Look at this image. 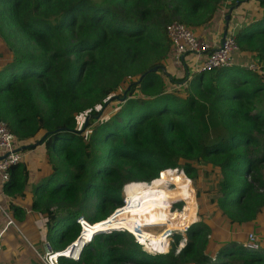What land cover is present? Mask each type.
I'll use <instances>...</instances> for the list:
<instances>
[{
    "label": "trees",
    "instance_id": "1",
    "mask_svg": "<svg viewBox=\"0 0 264 264\" xmlns=\"http://www.w3.org/2000/svg\"><path fill=\"white\" fill-rule=\"evenodd\" d=\"M228 1L0 0V121L21 142L48 134L42 145L53 172L34 187L32 210L46 215L55 252L75 242L76 256L87 244L79 261L60 257L59 264H92L96 256L98 264H175L163 256L172 233L182 231L168 223L183 205L172 202L189 200L183 222L197 220L192 182L184 174L215 175L207 205L220 206L231 223H251L263 212L264 68L224 67L191 79L162 71V24H206ZM246 1L251 0H234L230 8ZM257 1L264 7V0ZM236 39L239 51L255 53L264 63V19L238 31ZM167 80L186 83L184 91L166 89ZM128 81L120 110L100 122L97 107L110 98L121 101L124 96L114 95ZM84 113L91 116L89 134L78 131ZM36 142L23 152L36 149ZM161 174L177 180L175 186L166 188ZM29 179L24 163L13 166L5 194L25 199ZM139 181L148 183H132ZM80 192L84 201L97 200L98 215L89 219L92 224L80 220L83 236L77 242L76 216L58 219L53 207L74 204ZM10 209L16 218L25 216L13 203ZM152 220L166 222L160 238L154 236L158 242L147 238ZM205 224L189 228L192 241L180 259L193 255ZM115 229L125 232L92 239L96 231ZM132 236L163 255L126 251L122 244ZM200 264H264V246L254 251L234 242L218 251L217 260L204 256Z\"/></svg>",
    "mask_w": 264,
    "mask_h": 264
},
{
    "label": "rangeland",
    "instance_id": "2",
    "mask_svg": "<svg viewBox=\"0 0 264 264\" xmlns=\"http://www.w3.org/2000/svg\"><path fill=\"white\" fill-rule=\"evenodd\" d=\"M234 0H229L228 2H225L226 7L230 9V5ZM237 1V0H235ZM253 1V0H251ZM251 1H246V2H251ZM256 1V0H255ZM244 3V2H243ZM251 6H246V10L252 12H262V10H257L254 11V6H256L255 2ZM240 5H237V7ZM258 7V6H257ZM261 16V15H260ZM175 22V21H172ZM166 23L162 24L164 25V29H166L167 25L172 23ZM168 38V37H167ZM166 38V40L163 42V45L166 47V50L161 53V56L164 57L162 60V66H166L167 61L166 59L169 56V51L167 50V45L169 40ZM3 40L0 38V45L3 44ZM172 48V46H171ZM238 54L241 53V51L237 52ZM194 60L188 59L187 63L189 65L188 69L189 72L193 73V67L191 65V62ZM169 68V67H168ZM174 70L173 66L168 69V72L172 73ZM164 72V71H163ZM178 75V72L177 74ZM179 76L180 79L185 77L186 75L180 74ZM177 78V76H176ZM133 81L137 80V78L132 79ZM130 80V81H132ZM130 81L128 83L124 84L121 86L120 90L114 95L117 99L119 96H124L121 101H113L111 98L108 99L107 101L104 102L103 106H98L97 111L100 112V115L98 116V120L100 122H105L109 118H111L117 111L120 110L122 103L127 99V96L124 95L125 91L129 88ZM186 83H183V85H179L176 89L180 92L184 91ZM166 89L168 90H174L175 87H171L170 85L166 86ZM137 97L141 96V94H136ZM184 95V93H183ZM262 99H264V93L262 94ZM257 107H261V104L259 103V100L256 102ZM90 116L87 115V113H84L78 118V131L81 133H86L89 134L91 132V129L88 128L87 122L89 120ZM43 134L38 135L34 140H29L25 141L23 146H31L33 145L34 141H39L41 140ZM18 143H21V141L18 139ZM36 142V143H37ZM40 156L43 158V163L44 167H46L47 163V173L44 174V177H48L52 174V168L50 164L48 163V157L46 154L39 155L38 158L40 159ZM37 158V157H36ZM41 158V159H42ZM34 163H37L36 161H33ZM46 162V163H45ZM42 171V170H41ZM184 174V173H180ZM191 182V188H193V193L191 192L192 196V201L195 202L193 204V210L195 211V216L197 218L196 223L193 225H196L197 223L204 222L206 223L205 225L208 226L207 232L204 235H201L199 238H197L194 242L195 248H194V253L190 257L182 258L180 259V252L183 250L185 245L189 242L192 241V239L188 235V230L191 226L186 227L184 231H176L172 233L170 238L168 239V247H166L163 251L166 252L163 254H157L156 252H153L150 248H146L145 246H141L137 239L132 236V238H126L125 241L122 244V247L128 251V250H133V251H145L151 255H163V256H170L172 257V260L175 262V264H200V261L203 259L204 256H212V260L215 259L217 260V253L218 251L223 248L225 245L232 244L234 242H239L240 244L242 242H246L249 238L250 235H254L255 238L257 239V242L259 243V246H264V210L263 212L258 215L251 223H231V221L227 218H225L223 211L220 206L218 205H213V206H208L207 203L210 200V194L212 191H214V187L217 184V181L215 180V175H209L205 176L201 171H198V174L193 175V176H187L184 174ZM162 177V174L159 176V178ZM158 178V179H159ZM157 179H154L152 181H155ZM152 181H150L152 183ZM134 183H148L144 181H139V182H132ZM130 183V184H132ZM166 183V182H165ZM129 185V184H128ZM168 186V184H165ZM189 185V188H190ZM32 194H33V189H32ZM123 195L125 196V193L123 192ZM196 197V198H195ZM197 201V203H196ZM177 203H182L183 202H177ZM97 205V200L95 199H90L88 201H84V193L80 192L78 194L77 201L72 204V205H56L53 207V211L56 213L58 219H63L68 216L75 215L77 218V221L80 219H85L89 223V219L97 218L98 212L96 209ZM124 206H125V199H124ZM185 205H181L180 208L183 209ZM118 210V209H117ZM117 210H115L111 215H113ZM39 213V212H36ZM40 214V213H39ZM109 218V217H108ZM167 218V217H166ZM166 220V219H165ZM47 222V217L46 215L40 214L39 216V224L44 223L46 226ZM136 222V220L134 219ZM78 223V222H77ZM81 223V222H80ZM137 223V222H136ZM164 221L161 220H152L149 221L148 224L146 225V229L143 228V230H147V238L153 239L154 241L158 238H160V235L163 233V228L165 226ZM92 224V223H91ZM79 225V224H78ZM97 224L90 225L91 228H94V226ZM181 225V224H179ZM96 227V226H95ZM79 228L81 230V226L79 225ZM83 228V227H82ZM83 230V229H82ZM81 230V231H82ZM115 232H123L122 230H110L104 233L100 234H113ZM162 232V233H161ZM81 234V232H80ZM97 234V235H100ZM96 236L95 234L93 235ZM154 236H157L155 238ZM175 236H180L181 240L178 242L175 239ZM92 238V239H93ZM91 239V241H92ZM90 241V242H91ZM159 240H156L155 242H158ZM43 247H39V255L42 258V263L41 264H46L45 262V253H46V247L49 246L50 248L54 249L53 246L50 244V242L46 241L44 243ZM89 244V243H88ZM99 257L96 256L94 262L92 264H98L99 263Z\"/></svg>",
    "mask_w": 264,
    "mask_h": 264
},
{
    "label": "crops",
    "instance_id": "3",
    "mask_svg": "<svg viewBox=\"0 0 264 264\" xmlns=\"http://www.w3.org/2000/svg\"><path fill=\"white\" fill-rule=\"evenodd\" d=\"M251 2L256 4L254 11L262 10V12L250 13L251 11L246 10V6L253 4ZM251 2H244L240 6L230 9L225 5L210 22L192 27V29L199 38L205 40L211 47H219L227 32L236 31L237 33L241 29L264 19V7L257 0ZM205 58V56L197 58L194 55L177 58L171 48L166 59L167 65L162 66V71L174 78L176 76L179 78L180 74L187 76L193 74ZM188 59L194 60L191 62L193 73L189 72ZM255 61L259 62L255 53L241 51V53L234 56L233 66L246 67V65ZM171 66L174 68L172 73L168 72ZM177 72L178 75H175ZM168 85L175 87V89L178 87V84L172 85L167 80L166 86ZM44 136L45 134L42 135V137ZM20 144L22 147L24 142ZM23 153L24 161L22 163L27 166L30 174L29 183L25 190L26 198L14 199L6 195L4 183L0 177V264H41L43 260L39 255V247H43L48 239L47 222L45 221L46 226L44 223L39 224L40 214L32 210V189L34 190L37 183L47 173V163L45 162L46 167H44L42 156H40V159L38 158L39 155L46 154L45 149L43 145H40L36 146L34 150ZM36 160L38 164L33 162ZM11 203L25 211V216L22 219L15 217L10 209ZM10 219L14 222L12 225H8Z\"/></svg>",
    "mask_w": 264,
    "mask_h": 264
},
{
    "label": "built area",
    "instance_id": "4",
    "mask_svg": "<svg viewBox=\"0 0 264 264\" xmlns=\"http://www.w3.org/2000/svg\"><path fill=\"white\" fill-rule=\"evenodd\" d=\"M166 33L177 58L188 55H194L197 58L206 57L204 61L200 62L194 73H208L224 67H231L233 66L234 56L239 52L236 31L227 32L221 41V45L215 48L211 47L205 40L199 38L191 27L178 21L168 24ZM246 67L251 72H258L264 66L260 61H255L246 65ZM188 76L191 79L192 74ZM17 140L18 138L10 131L7 123L0 121V177L4 184L10 181L11 168L24 161V153L19 151L21 144ZM13 223V220L10 219L8 225H12ZM82 226L83 224L81 223ZM73 244L60 252H55L47 246L44 257L46 264H59L60 256L57 257V255H64ZM244 246L254 251L260 249L254 235L249 236L248 240L244 242ZM81 254L82 250L76 256L72 252L67 258L79 261Z\"/></svg>",
    "mask_w": 264,
    "mask_h": 264
},
{
    "label": "bare ground",
    "instance_id": "5",
    "mask_svg": "<svg viewBox=\"0 0 264 264\" xmlns=\"http://www.w3.org/2000/svg\"><path fill=\"white\" fill-rule=\"evenodd\" d=\"M160 179H163V181H165L168 185H172L173 187L175 186V183L177 182V180H169L167 177H163V178H160ZM191 183L190 182H188V187H189V185H190ZM129 186V185H128ZM128 186H126V188L128 187ZM126 188H125V190H126ZM166 188H168V186L166 185ZM191 192L193 193V188H191V185H190V188H189V193L191 194ZM125 193V192H124ZM194 194V193H193ZM193 199H192V196H191V198H190V201H192ZM177 202H183V205H185V207L181 210V211H178V210H176V211H174L173 213H172V216H171V218L168 220V223L169 224H181V226L179 227L182 231H184L185 229H186V227H188V226H191V225H193L194 223H196V221H194V222H183V220H184V212H185V210L188 208V205H189V200H186V199H184L183 201H175V202H172V203H177ZM195 213V212H194ZM81 224V223H80ZM83 229V228H82ZM82 232V234H83V231H81ZM131 235V234H130ZM83 236V235H82ZM82 238V237H81ZM81 238L80 239H78L77 240V242H80V240H81ZM136 238V237H135ZM137 241H138V239H137ZM139 242V241H138ZM140 245H141V243H139ZM87 245V244H86ZM85 245V246H86ZM85 246H83L82 248L84 249L85 248ZM141 246H143V245H141ZM73 249H74V247H73ZM71 254V253H70ZM58 256H60V255H57V257ZM64 256H66V257H68L67 255H65L64 254Z\"/></svg>",
    "mask_w": 264,
    "mask_h": 264
},
{
    "label": "water",
    "instance_id": "6",
    "mask_svg": "<svg viewBox=\"0 0 264 264\" xmlns=\"http://www.w3.org/2000/svg\"><path fill=\"white\" fill-rule=\"evenodd\" d=\"M259 61V60H258ZM158 70V68H154V69H152V71H154V72H156ZM91 117V116H90ZM89 120H90V118H89ZM88 120V121H89ZM87 125H88V122H87ZM48 134H45V136L44 137H42V139L40 140V141H38L34 146L36 147V146H40V145H42V143L44 142V140H45V138H46V136H47ZM32 146V145H31ZM30 145L29 146H22V147H20L19 148V151L20 152H23L24 150H26L28 147H31ZM0 159H1V157H0ZM171 171V170H170ZM174 172H178V171H174ZM126 188V187H125ZM125 188H124V190H123V192H125ZM108 218V217H107ZM106 218V219H107ZM104 232H107V231H103V230H100V231H96V233H95V235H97V234H100V233H104ZM82 237V233H81V235H80V237L78 238V239H80ZM93 238V237H92ZM76 244V243H75ZM75 244H73L72 246H71V248L69 249L70 250V253H72L73 252V247H74V245ZM60 257H65V258H67L66 256H64V255H60Z\"/></svg>",
    "mask_w": 264,
    "mask_h": 264
},
{
    "label": "clouds",
    "instance_id": "7",
    "mask_svg": "<svg viewBox=\"0 0 264 264\" xmlns=\"http://www.w3.org/2000/svg\"><path fill=\"white\" fill-rule=\"evenodd\" d=\"M124 199H125V202H126V199L127 198H125V196H124ZM79 221V222H78ZM77 222H78V224L81 226V224H80V219L78 220ZM81 230H82V227H81ZM123 232H125L124 230H122ZM82 233V232H81ZM81 235V234H80ZM73 244V243H72ZM82 251H83V248L81 249Z\"/></svg>",
    "mask_w": 264,
    "mask_h": 264
}]
</instances>
